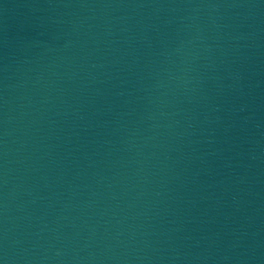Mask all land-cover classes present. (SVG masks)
<instances>
[{
	"label": "water",
	"instance_id": "obj_1",
	"mask_svg": "<svg viewBox=\"0 0 264 264\" xmlns=\"http://www.w3.org/2000/svg\"><path fill=\"white\" fill-rule=\"evenodd\" d=\"M0 264H264V0H0Z\"/></svg>",
	"mask_w": 264,
	"mask_h": 264
}]
</instances>
